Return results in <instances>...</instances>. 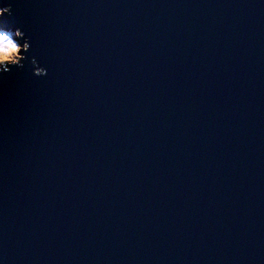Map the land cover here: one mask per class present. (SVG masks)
Segmentation results:
<instances>
[{
	"label": "water",
	"instance_id": "1",
	"mask_svg": "<svg viewBox=\"0 0 264 264\" xmlns=\"http://www.w3.org/2000/svg\"><path fill=\"white\" fill-rule=\"evenodd\" d=\"M8 6L0 264H264V0Z\"/></svg>",
	"mask_w": 264,
	"mask_h": 264
},
{
	"label": "clouds",
	"instance_id": "2",
	"mask_svg": "<svg viewBox=\"0 0 264 264\" xmlns=\"http://www.w3.org/2000/svg\"><path fill=\"white\" fill-rule=\"evenodd\" d=\"M11 15V6L0 8V16ZM13 29V28H12ZM23 40L21 44L20 41ZM30 38L19 28L15 31L0 27V76H6L13 68H23L25 55L30 50ZM33 66L37 65L35 57L30 61ZM34 75L44 76L47 71L44 67H34Z\"/></svg>",
	"mask_w": 264,
	"mask_h": 264
},
{
	"label": "rangeland",
	"instance_id": "3",
	"mask_svg": "<svg viewBox=\"0 0 264 264\" xmlns=\"http://www.w3.org/2000/svg\"><path fill=\"white\" fill-rule=\"evenodd\" d=\"M5 29H11V30L15 31V29H12V28H10V27H7V28H5Z\"/></svg>",
	"mask_w": 264,
	"mask_h": 264
}]
</instances>
